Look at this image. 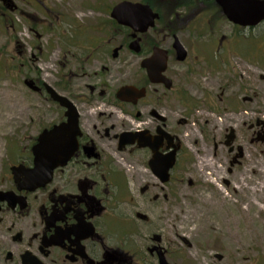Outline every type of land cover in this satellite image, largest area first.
Wrapping results in <instances>:
<instances>
[{"label":"flooded vegetation","instance_id":"af4514ba","mask_svg":"<svg viewBox=\"0 0 264 264\" xmlns=\"http://www.w3.org/2000/svg\"><path fill=\"white\" fill-rule=\"evenodd\" d=\"M173 3L169 31L163 27L133 35L125 28L128 35H88L84 40L88 47L81 51L85 61L100 65L93 72L82 69L83 63L75 68L77 73L60 71L61 80L55 87L40 77L24 79V83L34 81L40 91L30 90L58 108V123L44 129L68 121V108L55 102L45 85L73 104L78 114V149L54 171L48 184L34 191L20 188L24 178L17 183L11 170L33 168V147L27 159L10 167L0 186V264H178V173L187 152L180 126H187L198 104L176 85L179 76L196 74L190 49L178 36L185 34L180 24L198 15L208 17L215 26L228 23L238 35H255L264 32V21L254 27L235 25L217 0ZM114 40L119 41L117 46ZM177 41L187 53L183 61ZM158 49L167 52L164 71L155 60ZM153 63L158 67L154 73L147 67ZM76 78L87 81L71 84ZM73 86L78 89L72 90ZM127 87L132 95H121ZM179 106L185 108L181 113ZM262 126L258 119L251 123L252 143H258ZM226 132L224 127L222 140L214 142L213 155L221 149L225 161L227 151L234 155L237 150L243 157L236 146V131L230 137ZM201 133L205 141L208 133ZM172 158L174 165L164 182L156 165L158 161L168 165ZM183 242L191 245L186 239Z\"/></svg>","mask_w":264,"mask_h":264},{"label":"rangeland","instance_id":"374dc122","mask_svg":"<svg viewBox=\"0 0 264 264\" xmlns=\"http://www.w3.org/2000/svg\"><path fill=\"white\" fill-rule=\"evenodd\" d=\"M123 1L142 2L0 0V99L16 111L6 116L0 128V186L13 163L27 159L39 133L59 121L55 104L33 93L24 79L40 77L55 87L60 71L77 73L75 68L83 63L82 69L93 72L100 65L85 61L84 40L88 35H124L110 16ZM180 27L185 34L178 36L190 49L196 74L179 76L176 85L198 104L187 126H180L187 152L178 173V264H264V32L238 35L228 23L215 26L198 15ZM161 29L159 24L155 28ZM223 37L224 43L218 44ZM114 42L117 46L119 41ZM86 81L76 78L71 84ZM184 110L179 106V113ZM256 119L263 126L258 143H252L249 129ZM224 127L227 136L236 131V146L243 157L237 158V150L234 155L227 151L225 161L221 149L213 155L214 142L222 140ZM202 130L208 133L206 142ZM235 188L242 191L236 194ZM225 196L241 204L223 209L220 203ZM252 202L258 207L248 209Z\"/></svg>","mask_w":264,"mask_h":264},{"label":"water","instance_id":"95a60500","mask_svg":"<svg viewBox=\"0 0 264 264\" xmlns=\"http://www.w3.org/2000/svg\"><path fill=\"white\" fill-rule=\"evenodd\" d=\"M217 2L223 9L226 18L235 25L254 27L264 21V2L257 0H217ZM111 17L119 25L130 28L133 35H139L155 27L159 14L155 13L149 5L123 1L112 9ZM175 46L178 50L179 60L183 61L187 56L184 47L179 41L176 42ZM155 60L157 65H161L162 71H164L167 63V52L160 49L156 50ZM147 67L152 73L158 68L155 63ZM25 85L34 91H40V88L32 80H26ZM45 88L55 102L68 108L66 115L68 121L64 124L55 125L51 129H45L39 135L37 144L32 150L34 156L33 168L26 169L24 166H19L11 169L17 183L20 182V177L24 178L21 181L20 188L30 191L48 184L54 171L66 163L78 149L79 126L75 107L51 86L45 85ZM130 91H132L130 87L124 88L121 95L130 96L132 95ZM262 140H264V137ZM241 157L242 155L237 156V158ZM158 163L156 165L158 174L162 175L164 182H166L169 168L174 165V158L169 160L168 165L161 164L159 161Z\"/></svg>","mask_w":264,"mask_h":264},{"label":"trees","instance_id":"16d2710c","mask_svg":"<svg viewBox=\"0 0 264 264\" xmlns=\"http://www.w3.org/2000/svg\"><path fill=\"white\" fill-rule=\"evenodd\" d=\"M142 2L149 4L154 11L160 14V21L158 24L160 26L162 25L165 30L169 31L168 23L174 5L173 0H142ZM113 23L117 30L122 31L124 35H128L129 31L127 29L118 26L114 21Z\"/></svg>","mask_w":264,"mask_h":264},{"label":"bare ground","instance_id":"6f19581e","mask_svg":"<svg viewBox=\"0 0 264 264\" xmlns=\"http://www.w3.org/2000/svg\"><path fill=\"white\" fill-rule=\"evenodd\" d=\"M14 112H16L14 107L7 105V103H5L2 99H0V128H1V126H3V123H5L6 116H8V115H10L11 113H14ZM206 158L209 159L208 157H206ZM205 162L206 161H204V163ZM206 164H207V162H206ZM218 189H219L218 191H220L222 193V190L220 188H218ZM240 191H242V189L235 188V193L236 194H238ZM220 204H221L220 205L221 208H223V209L224 208H226V209L228 208L229 209L231 207L238 208L237 205L238 204L240 205L241 203L240 202H234L230 196H225L224 199L222 198ZM255 206L258 207V205L256 203L252 202V204L251 203L249 204V206H248L249 208L248 209L253 208ZM248 209L242 210V212L244 214L245 213L247 214L248 213ZM262 210L264 211V208ZM244 216L246 217V215H244Z\"/></svg>","mask_w":264,"mask_h":264}]
</instances>
